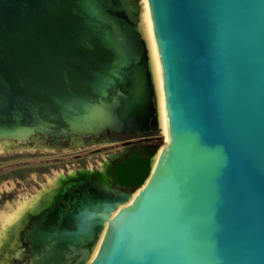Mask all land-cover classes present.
Returning <instances> with one entry per match:
<instances>
[{"label": "water", "instance_id": "95a60500", "mask_svg": "<svg viewBox=\"0 0 264 264\" xmlns=\"http://www.w3.org/2000/svg\"><path fill=\"white\" fill-rule=\"evenodd\" d=\"M147 3L0 0V140L162 129L157 48L168 142L116 164L141 190L62 242L107 221L89 264H264V0Z\"/></svg>", "mask_w": 264, "mask_h": 264}, {"label": "flooded vegetation", "instance_id": "af4514ba", "mask_svg": "<svg viewBox=\"0 0 264 264\" xmlns=\"http://www.w3.org/2000/svg\"><path fill=\"white\" fill-rule=\"evenodd\" d=\"M161 142L159 126L156 130L129 128L117 132L106 129L101 135L67 138L34 135L25 142L7 147L0 142L4 149L22 146L64 151L78 149L70 155V163H63L65 168L55 171L64 173L50 182L41 177L35 180V177L40 175H32V172H50L45 168H30L26 171L0 169V172H30L31 180L37 182V186L29 185L33 189L25 196L30 198L28 205L10 224L11 227L1 232L0 264H75L80 256L88 251H92V256L94 236L80 244H64L62 225L94 223V199L99 197L103 202L111 203L114 202L113 199L128 194L132 196L129 200L131 202L142 187L119 185L113 177L114 167L131 156L146 159L147 151L151 150L152 146L157 147L155 153L164 146ZM102 153L106 157H102L103 162L96 159L97 157L94 158L101 157ZM17 176L21 179L17 178L16 182L21 183L24 177L20 174ZM14 187L17 189V184H14ZM21 188L28 189L27 186ZM15 196L13 202L24 195ZM119 204L122 203L117 202V206ZM109 216L110 214L107 218ZM52 255L56 256L51 259Z\"/></svg>", "mask_w": 264, "mask_h": 264}, {"label": "rangeland", "instance_id": "374dc122", "mask_svg": "<svg viewBox=\"0 0 264 264\" xmlns=\"http://www.w3.org/2000/svg\"><path fill=\"white\" fill-rule=\"evenodd\" d=\"M160 134L162 135V145H165L168 141L166 139V136L164 134V130L160 129ZM78 149L73 150L76 152ZM73 151H64V150H57V149H45V148H28L26 146H22L19 148L14 149H4L0 145V169H16V170H27V169H48L50 172H32V175H40L35 177V180H38L39 177L42 179H45V181H52L56 180L60 175H62L64 172H55L59 169L65 168L64 162L70 163V160L72 157L70 156ZM97 157L99 161H102V157L106 158L105 155L102 153L100 156H94V158ZM32 158H35L34 160ZM29 159V160H28ZM103 162V161H102ZM23 164V166H21ZM98 166H101L98 164ZM38 173V174H36ZM39 173H44L45 175L42 176ZM20 174L24 179L21 183H17L16 179H21L20 176L17 175ZM42 181V180H39ZM30 182V183H29ZM32 182V183H31ZM42 183V182H41ZM14 184H17L18 188L16 189L14 187ZM36 185L34 181L30 178V172H0V232L2 231L4 226V220L2 219L3 216L10 212L12 209H14L17 205V202L21 199L25 198L26 195H28L29 190L33 189L29 185ZM21 186H27L26 188H21ZM26 191V192H24ZM16 195V196H15ZM24 195L21 198H18L13 202L15 197H20ZM14 204H13V203ZM5 230V229H4Z\"/></svg>", "mask_w": 264, "mask_h": 264}, {"label": "bare ground", "instance_id": "6f19581e", "mask_svg": "<svg viewBox=\"0 0 264 264\" xmlns=\"http://www.w3.org/2000/svg\"><path fill=\"white\" fill-rule=\"evenodd\" d=\"M142 3H143V6L145 8V10L147 11V13L149 14V8H148V3H147V0H141ZM150 15V14H149ZM156 45V44H155ZM156 56H157V72H158V88H159V98H160V101H161V123H162V129L164 130V134L166 136V139L168 141V132H167V126H166V115H165V107H164V94H163V88H162V79H161V72H160V64H159V59H158V53H157V48H156ZM0 142L5 146H16L15 143H13L12 141H9V140H0ZM1 145V144H0ZM164 149V146L160 147L157 151V153L153 154V157L151 158V168L153 169L155 167V165L157 164L158 160H159V157L162 153ZM145 183H143L144 185ZM143 185L139 186V187H142ZM141 190V189H140ZM138 190V192L140 191ZM137 192V191H136ZM137 192V193H138ZM136 193V195H137ZM43 195V194H42ZM135 195V196H136ZM134 196V197H135ZM132 196L129 197V199L125 202V203H122V204H119L117 206V208L115 210H113L111 213H110V216L107 220H111L113 219L116 214L118 213L119 209L122 208L123 206H125L126 204L130 203L129 200ZM133 200V199H132ZM30 201V198H23L21 199L20 201L17 202V205L14 209H12L10 212L6 213L4 216H3V220H4V226H5V230L9 227H11V223L15 220V218L20 214V212L23 210V208H25L27 205H28V202ZM36 208V207H35ZM33 210V209H32ZM108 227V222L106 221L104 223V228L99 236V239L96 243V245L94 246V254L98 248V245H99V242L102 238V236L104 235V232L106 230V228ZM2 230V231H5V230ZM1 231V230H0ZM0 236H1V232H0ZM0 244H1V238H0ZM94 254L92 256H90V258L87 260V261H90Z\"/></svg>", "mask_w": 264, "mask_h": 264}]
</instances>
